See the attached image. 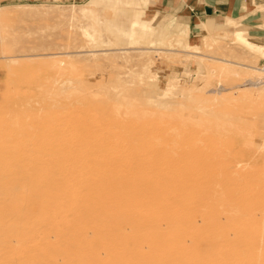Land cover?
I'll return each mask as SVG.
<instances>
[{"label": "rangeland", "instance_id": "1", "mask_svg": "<svg viewBox=\"0 0 264 264\" xmlns=\"http://www.w3.org/2000/svg\"><path fill=\"white\" fill-rule=\"evenodd\" d=\"M148 1L0 3V264H264V51Z\"/></svg>", "mask_w": 264, "mask_h": 264}, {"label": "crops", "instance_id": "2", "mask_svg": "<svg viewBox=\"0 0 264 264\" xmlns=\"http://www.w3.org/2000/svg\"><path fill=\"white\" fill-rule=\"evenodd\" d=\"M89 1L0 0V3L60 6ZM144 9L145 17L155 22L156 33L184 32L191 43L209 38L221 43H234L236 33L240 31L250 41L264 46V0H149Z\"/></svg>", "mask_w": 264, "mask_h": 264}, {"label": "bare ground", "instance_id": "3", "mask_svg": "<svg viewBox=\"0 0 264 264\" xmlns=\"http://www.w3.org/2000/svg\"><path fill=\"white\" fill-rule=\"evenodd\" d=\"M238 37H239V39H240L241 41L244 40V38H245L244 36H243V37L241 36V33H239V36H238ZM251 47L254 48V49H257V51H260V52H261V51L263 52V50H264V46H262V45L259 44V43H258V44H254V43H252V44H251ZM260 71H261V70H260ZM262 71H264V70L262 69ZM91 190H92V189H91ZM260 229H261V228H260Z\"/></svg>", "mask_w": 264, "mask_h": 264}, {"label": "built area", "instance_id": "4", "mask_svg": "<svg viewBox=\"0 0 264 264\" xmlns=\"http://www.w3.org/2000/svg\"><path fill=\"white\" fill-rule=\"evenodd\" d=\"M263 70H264V66H263V68H262Z\"/></svg>", "mask_w": 264, "mask_h": 264}]
</instances>
